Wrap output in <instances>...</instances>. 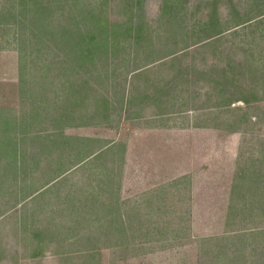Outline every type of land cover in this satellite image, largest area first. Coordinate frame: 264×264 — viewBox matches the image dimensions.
Wrapping results in <instances>:
<instances>
[{
  "label": "rangeland",
  "instance_id": "rangeland-1",
  "mask_svg": "<svg viewBox=\"0 0 264 264\" xmlns=\"http://www.w3.org/2000/svg\"><path fill=\"white\" fill-rule=\"evenodd\" d=\"M23 1L0 0V118L15 123L0 128V264H264L260 0H80L154 47L133 31L96 66L60 68L38 43L22 87Z\"/></svg>",
  "mask_w": 264,
  "mask_h": 264
},
{
  "label": "trees",
  "instance_id": "trees-1",
  "mask_svg": "<svg viewBox=\"0 0 264 264\" xmlns=\"http://www.w3.org/2000/svg\"><path fill=\"white\" fill-rule=\"evenodd\" d=\"M53 1L55 0H48L49 3L45 1L46 4L44 7H42V2L38 3V0H30V4L28 3L29 0L23 1L25 5L28 4V7L23 8L19 13V19L16 21V26L20 31V39H17L18 36L15 38V40L18 42V45L20 46L21 51L19 55L20 58L18 69L20 76L19 80L22 84V87L26 82V59L32 55V51L35 45L38 43H40V46L45 47L47 46L46 44L48 41H52V43L58 47L61 54L63 55L59 58V60L56 61V63H58L60 60H62L61 63L63 65L60 68H62L64 65H69L70 67L75 65L77 68H88L89 66L93 65L96 66L99 62L105 61L108 50H115L116 52V50L121 48V46L118 45L120 42L119 35L130 37L133 31L136 33L135 42L138 47L142 46V48L146 50L152 48V46L154 47L152 40H149L145 45L140 44L141 36L139 33L141 23L138 20H130L129 18V20H125L120 23L109 22L105 18L102 19V15L99 12L95 13L90 4L80 3L82 2L80 0L62 1V5L65 4L68 7V13H66V19L68 20H65V23L59 25L58 27L54 26L55 31H52L49 29V26L51 25L49 20L46 22L44 19L50 12L53 13V11H56L51 3ZM139 1L140 0H137L136 2ZM28 11H33L35 20L32 19L33 13L28 19H26L27 14L25 13ZM36 12H38V17H35ZM132 16H135L134 13H132ZM47 23H49V26ZM34 28H36L38 32L33 31ZM23 29L28 30L23 31ZM168 32L170 31L168 30ZM219 33L220 31L216 32V34ZM46 36H49V39L46 38ZM28 38L31 39L30 41L32 42L30 48L25 44ZM110 42L112 47L109 46ZM26 49H28L27 54L25 53ZM56 54L59 53L56 52ZM47 65L48 64H46V66ZM79 88L80 85L77 89L70 88L71 92L68 97H73ZM21 89L23 94L22 97H26L25 100H27V94L23 88ZM39 108L43 109V113L45 115H49V113L52 111L49 104L35 106L32 111L30 110L31 113L28 112L27 117H22L23 119H26L24 122L28 121L29 125V123L36 121L37 116H39ZM56 113L57 112L54 110V114L52 115L54 117L59 116V118L55 117L54 119L57 121L60 119L62 114L59 113L56 115ZM64 114L66 117H69L65 112ZM14 124L15 123L13 120L2 117L0 118V128H12ZM54 131L52 132L53 134H50L51 136L56 135L54 134ZM40 154H45L47 157L46 146L41 145ZM93 205L94 203L91 202V206ZM86 207L89 208L88 205H86Z\"/></svg>",
  "mask_w": 264,
  "mask_h": 264
},
{
  "label": "crops",
  "instance_id": "crops-1",
  "mask_svg": "<svg viewBox=\"0 0 264 264\" xmlns=\"http://www.w3.org/2000/svg\"><path fill=\"white\" fill-rule=\"evenodd\" d=\"M259 6H260V15H258V18L256 20H260L262 23H264V0H260Z\"/></svg>",
  "mask_w": 264,
  "mask_h": 264
}]
</instances>
